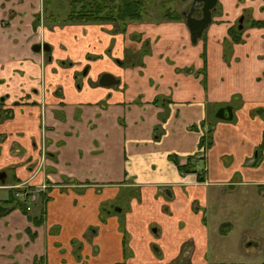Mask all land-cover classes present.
I'll return each mask as SVG.
<instances>
[{"label": "crops", "instance_id": "0c3cea01", "mask_svg": "<svg viewBox=\"0 0 264 264\" xmlns=\"http://www.w3.org/2000/svg\"><path fill=\"white\" fill-rule=\"evenodd\" d=\"M217 6L194 44L184 20L35 28L43 0H0V182L49 185L28 205L40 224L13 205L0 214V264L123 262L121 223L129 264H217L225 248H261L233 237L218 200L244 189L264 207V0ZM104 73L120 82L100 85Z\"/></svg>", "mask_w": 264, "mask_h": 264}, {"label": "rangeland", "instance_id": "374dc122", "mask_svg": "<svg viewBox=\"0 0 264 264\" xmlns=\"http://www.w3.org/2000/svg\"><path fill=\"white\" fill-rule=\"evenodd\" d=\"M162 1L163 0H157V4L148 6V10H149L148 15L149 16L147 19L149 21L161 20L163 16H162V13L160 12V10L163 8L175 9V10L182 11V12L183 11H189V9L192 5V2H193V0H164L165 1L164 3ZM69 10L71 12V8L67 4L64 6L63 11H61V12L57 11L59 13L58 17L61 20V22L63 20H65L66 17L68 16V14L70 13ZM145 19H146V17H145ZM237 22H238L237 24L239 27L240 17H238ZM46 23H47V20H46ZM212 23H213V21H212ZM245 25L246 26L248 25L247 20L245 21ZM60 26H65V24H63V22H62ZM201 40H203V39H201ZM39 44H41V43H39ZM41 45L43 46V44H41ZM39 51H42V49ZM231 56L232 55L229 54L230 58H231ZM44 74H45V72L42 71L41 78L43 77V79H44ZM44 82H45V80H44ZM41 85H42V83H41ZM43 86H44V84H43ZM43 86H42V88H43ZM40 89H41V86H40ZM41 91L43 94H46V91H44V90H41ZM44 105H42L43 110L45 109ZM40 120H41V118L39 119V122H40ZM42 121H43V124H45V116L44 115L42 116ZM4 136H2V137H4ZM263 140H264V136H263ZM262 143H263V141H262ZM258 148H260V151H262V152L264 151V148H261V147H258ZM257 153H258V149H257ZM41 169L42 168H40V163H39L38 169L34 172L33 177L35 175H38ZM10 175H11V172L9 171L8 178ZM8 180H10V179H8ZM15 185L20 186V183H15ZM11 186H13V185H11ZM37 186H35V187L23 186V184H22L21 187H17V190L19 191V189H22L24 191L27 189V192L32 194V198H33V195H35V198H33L34 201L32 203L36 204L40 198H43V200H47V197L45 195L47 194V191H48L47 189H48L49 185L45 191V195H42L41 193H43V192H40L37 190V188H36ZM22 187H24V188H22ZM222 189H224V188H222ZM32 190H35V191L33 192ZM132 191L135 192L134 189ZM219 191L220 190H218V192ZM15 193H16V189L0 186V202L5 204L6 203L5 201L8 200V198L13 197ZM23 194L24 195H22V197L21 196H18V197H21L22 199H24V197H26L28 193L24 192ZM131 196L135 197L136 193H132ZM248 197L249 196L246 192H244V189H240L238 192H237V190L227 189L226 192L223 193L222 197H220V199L218 200V204H219L218 207L220 208L219 210L221 211L220 214L222 215V218H223L222 220H235L236 230L234 232L235 234L233 237H235V238L242 237L243 233H246L247 235H251V236L254 235L255 237H257L259 239V242L261 244V248H258L254 245H250V246L240 245L238 247V250H236V248H235L233 251L226 250V248H225L224 251L221 253H218L216 257L210 256L209 259L211 261L221 262V263H217V264H264V207L263 208L259 207L258 201H255L254 202L255 209L253 210L252 209V201H251V199L249 200ZM31 204H29V205H31ZM31 207H34V206L31 205ZM104 209H105V211L108 210L106 208H104ZM208 210H209L208 213H212L215 211L214 207H209ZM223 215H224V217H223ZM218 219H219V216H218ZM215 226H216V221L213 218H211V220H210L211 229ZM211 233H212V231H211ZM215 236H216V234H215ZM230 241H231V239H228L225 243H227V242L229 243ZM233 242H234V247H235L237 240L235 239ZM238 242H241V241H238ZM229 247L231 248L230 245H229ZM188 263H190V262H185V261L182 262V264H188Z\"/></svg>", "mask_w": 264, "mask_h": 264}, {"label": "trees", "instance_id": "16d2710c", "mask_svg": "<svg viewBox=\"0 0 264 264\" xmlns=\"http://www.w3.org/2000/svg\"><path fill=\"white\" fill-rule=\"evenodd\" d=\"M165 2L164 0L162 1ZM69 4L71 6V12L69 14L68 20H63V24H67L69 22H94V23H104V22H115L120 24L121 31L126 30V26L129 22H138V21H144L145 17L148 16V6L157 4V0H70ZM164 9V10H163ZM160 10L162 13L163 19L165 20H175V21H185V17L182 14V11H178L175 9L170 8H163ZM253 25L255 26H263V23H258L253 21ZM230 35L232 39L236 42H241L242 39V30H238V27H235L234 29H230ZM140 37V36H139ZM139 40L141 39L138 38ZM203 72H205L203 70ZM206 126V123L202 124V127ZM212 136L211 133H209L207 136H202L200 139V146H204L205 144L207 147H211L212 145ZM261 148H264V140L261 144ZM260 155V148L258 150ZM173 160H176V158L173 156L171 157ZM261 160L260 158H257L256 164H258ZM190 163L191 160H190ZM193 165V164H192ZM180 167V166H179ZM181 169L190 171L195 168L191 166L187 167H180ZM201 180L204 179V176L200 177ZM42 195L45 194V192L41 193ZM6 204L13 205L15 208L21 209L25 214L29 215V218L33 220L34 223L40 224L42 222V217L44 216L43 213H41V219L32 218L29 214V207L27 204V201H21L15 198V196L8 198V200L5 201ZM12 207V208H13ZM102 220H105L104 217H102ZM229 223H224L221 225V231L222 233H225L226 227H229ZM121 229L124 232V242H125V260L120 263L116 264H129L127 263V258L129 257V247H128V237L125 230V223H121ZM156 251L158 254H160V251L158 248H156ZM34 264H46V261L44 260V257H41L40 259H36ZM160 264V263H159ZM192 264V263H188Z\"/></svg>", "mask_w": 264, "mask_h": 264}, {"label": "water", "instance_id": "95a60500", "mask_svg": "<svg viewBox=\"0 0 264 264\" xmlns=\"http://www.w3.org/2000/svg\"><path fill=\"white\" fill-rule=\"evenodd\" d=\"M217 2L218 0H193L192 5L190 7L189 11H183V16L185 17L186 20V25L190 31V39L192 43L196 44L204 35L205 31L208 29L210 24L213 21V14L217 9ZM197 4H202L200 10H201V16L197 17L194 15L195 10L197 9ZM196 8V9H195ZM243 20L244 16L240 17V25L239 29L243 27ZM48 44H37L34 46V49L39 51L41 49L43 50H50L47 46ZM120 80L116 79V77L110 73H104L100 79L99 83L102 86H111L116 83H119ZM225 113H229L230 109L228 108L227 110L223 109ZM223 117H227L225 114L222 115ZM229 119L232 118V115L229 113V116L227 117ZM5 177L6 173H1L0 174V179L2 182H5ZM11 206L9 205H3L0 202V214L4 213L8 210H10Z\"/></svg>", "mask_w": 264, "mask_h": 264}, {"label": "flooded vegetation", "instance_id": "af4514ba", "mask_svg": "<svg viewBox=\"0 0 264 264\" xmlns=\"http://www.w3.org/2000/svg\"><path fill=\"white\" fill-rule=\"evenodd\" d=\"M70 0H43V8L41 10V12H39L38 14H36L35 16V22H34V27H38L40 24L41 25H45L48 28H54L56 26H60L61 25V20L59 19V12L64 10V6L65 5H69V7L71 8L70 4H69ZM155 5V4H153ZM202 4H197V9L195 10L194 15L197 17L201 16V8ZM190 10V9H189ZM70 12V10H69ZM70 14V13H69ZM68 16L66 17V20H68ZM47 20V23H46ZM76 23H83V24H95L94 22H69L65 25H69V24H76ZM109 24L110 22H104ZM113 24H117L118 26H120V24L112 22ZM130 23V22H129ZM97 24H103V23H97ZM43 44V43H41ZM50 49V45H47ZM51 54L50 50L48 51V55Z\"/></svg>", "mask_w": 264, "mask_h": 264}, {"label": "built area", "instance_id": "2783aa9c", "mask_svg": "<svg viewBox=\"0 0 264 264\" xmlns=\"http://www.w3.org/2000/svg\"><path fill=\"white\" fill-rule=\"evenodd\" d=\"M43 150H44V149H42V151H43ZM45 155H46V153H45V150H44L43 153L41 154V158H42V159H40L41 162H44V160H45ZM39 163H40V162H39ZM35 176H36V175H35ZM22 184H23V183H21L20 186L13 185V186H7V187H9V188H13V189H16V193H15L16 197H18V196H21V197H22V195H24V194H23L24 192L28 193L27 196L24 197L23 201H27L28 203H32V202L34 201L33 198H35V195H33V198H32V194L29 193V192H27V189L24 190V191H23L22 189H19V191L17 190V187H21ZM23 186H25V185L23 184ZM47 187H48L47 183H42V184L38 185L36 188H37V190L40 191V192H45L46 189H47ZM22 188H24V187H22ZM39 188H40V189H39ZM17 191H18V192H17ZM32 191L34 192L35 190H32ZM21 197H18V198L22 199Z\"/></svg>", "mask_w": 264, "mask_h": 264}]
</instances>
